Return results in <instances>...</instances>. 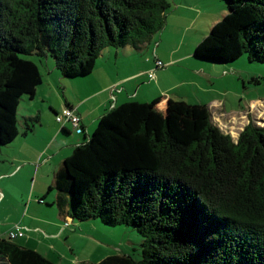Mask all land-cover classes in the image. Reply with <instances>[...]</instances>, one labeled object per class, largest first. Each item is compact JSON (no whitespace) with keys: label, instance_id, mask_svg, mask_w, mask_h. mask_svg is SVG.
Returning a JSON list of instances; mask_svg holds the SVG:
<instances>
[{"label":"trees","instance_id":"16d2710c","mask_svg":"<svg viewBox=\"0 0 264 264\" xmlns=\"http://www.w3.org/2000/svg\"><path fill=\"white\" fill-rule=\"evenodd\" d=\"M219 1L225 15L193 59L264 63V0ZM169 9L165 0H0V149L20 135L17 107L41 83L38 64L51 59L64 80L85 78L105 48L137 50L159 33ZM141 111L134 102L105 111L47 189L57 191L63 227L98 220L142 237L137 260L123 253L82 264H264V125L250 120L234 140L202 112L183 142ZM22 121L26 136L39 117ZM0 257L53 264L8 237Z\"/></svg>","mask_w":264,"mask_h":264},{"label":"crops","instance_id":"0c3cea01","mask_svg":"<svg viewBox=\"0 0 264 264\" xmlns=\"http://www.w3.org/2000/svg\"><path fill=\"white\" fill-rule=\"evenodd\" d=\"M165 1L170 10L166 15V24L159 33L149 38L137 50L129 46L118 49L105 48L96 60V66L92 73L85 78L64 82L62 76L54 68V63H48V59H45L43 66V62L38 64L39 72L42 75L41 83L36 88L33 99H26L20 105L23 104L24 108L22 109L26 112L21 116L22 118L37 116L39 122L34 126L31 135L23 136V130L18 128L20 135L16 136L8 146L0 149V182L2 183L0 184V207L7 198L11 202L15 188H9V186L15 185L21 192V186L18 184L26 178H30V191L33 193L28 196L29 203L25 204L22 222L15 227L9 225L2 229L0 226V239H6L16 227L22 228L24 235L15 241L23 247L39 252L48 261L55 264L48 257L49 252L42 249L41 244L60 239L72 224L75 226H72L73 229L69 228L70 233L83 232L80 229L81 225L79 226L80 222L73 223L71 221L68 226L61 227L60 224L64 221L59 212L58 219L61 223H57L56 218L49 219L47 216L46 218L43 216L30 217L32 222H29L26 220L28 218L26 215L33 202L39 204L43 202L45 205L49 203L45 189L51 187V183L53 185L54 173L57 168L71 154L73 147L81 144L87 136H91L101 115L114 106H120L127 102L141 105V118L144 121L153 128H159L163 123H168L175 137L183 142L192 140L202 126V120L199 118V114L202 112H206L220 131L229 134L234 140L248 121L258 120L256 115L264 114V98L249 100L244 106L240 104L238 110L229 109L219 98L211 99L208 102L197 98V96H203L200 91L202 86L198 81H192L194 79L191 77L185 80V84L192 90L193 97L189 98V101L184 99L189 96L186 94L185 89L187 88L179 86L181 83L175 82L176 75H171V80H168L169 69L167 70V68L169 65L171 68L180 60L188 63L189 54L191 51L193 54L199 43L197 38L199 28L197 29L193 25L200 24L199 20H202L201 24L203 25L204 22L205 26L210 19L217 23L216 15H214L217 7L213 0ZM220 8L218 14L225 15L224 8L221 6ZM173 35H179L182 38L180 40L182 46L185 45V54L173 59L177 49H169L171 59L165 65L162 60L167 61L168 59H164L167 55L165 56L159 48L165 44L166 50L168 43L173 44L175 39ZM185 40L187 41L185 42ZM178 45L181 46V44ZM158 61L162 62L163 67L156 68ZM201 64L197 63L198 66ZM151 71L154 72L153 80L148 77V73ZM35 101L41 104L40 109H25ZM184 104L204 106V108H198L196 111L188 108L185 111ZM19 107H17V112ZM64 108H71L80 117L83 133L76 134L69 124L57 125L55 115ZM252 115L255 116V119ZM37 179H44L45 182L39 181V187L37 191H34ZM42 186L45 187L43 191ZM21 196L23 197V195ZM9 201L6 202L7 208L10 205ZM4 214L6 213L4 212ZM9 216L10 214H7L3 222L6 219L9 220ZM95 224L97 225L91 227L98 228L103 232L104 228L101 227V224ZM44 229L51 232H44ZM106 253H108L106 256L115 254L109 251ZM103 255L104 252L100 251L95 261L83 259L77 264L101 261L106 257ZM0 264H7V262L0 257Z\"/></svg>","mask_w":264,"mask_h":264},{"label":"rangeland","instance_id":"374dc122","mask_svg":"<svg viewBox=\"0 0 264 264\" xmlns=\"http://www.w3.org/2000/svg\"><path fill=\"white\" fill-rule=\"evenodd\" d=\"M213 1L215 6L217 7L214 15H216V19L219 22L224 15L218 14V12L221 10L220 6L224 8V4L223 1L221 2L219 0H213ZM205 8L207 9V6ZM168 11L167 14L169 13ZM225 11L226 10L224 8V12ZM199 21L200 24L197 23L196 25L193 26L196 27L197 29L199 28L197 32V38H198V42L200 43V41L203 40V38L209 34L211 26H213L216 22L210 19L209 23L204 26V22L202 25L201 24L202 20ZM190 28L192 27L190 26ZM173 38H175L174 43L173 44L168 43L166 50L164 48L165 44H162V46L159 48V50L164 52L165 56L167 55V57H165L163 54H161L162 56L165 57L164 58L165 60L168 59L167 61L162 60L165 65L171 59V54L168 52L169 49L171 48L177 49V52L173 55V59H176L177 57H180L181 55L185 54V45L182 46V42L180 40L182 38L179 35H173ZM186 41L187 40H185V42ZM178 44H181V46H179ZM246 56L247 55H242L238 60L236 59L234 62L230 64L222 65V63H209L208 61H196L193 59L192 51H191V53L188 56V63L186 61L183 62L184 60H180L175 65H172L171 68L170 65L168 66L167 68V70L169 69L167 73L168 80H171V77L173 75L177 76L175 82L181 83L180 85L179 84L178 85L187 88L185 90H186V94H188L189 96L184 97L186 101H189V98L191 99V97H193L192 90L187 87V84H185V80L190 79L191 77L194 79V80L191 79L192 81H198L199 84L202 86L200 91L202 92L203 96L202 97L197 96V98L204 99L206 100V102L210 101L211 99L219 98L222 101H224L225 105L229 109L238 110L240 109L239 106L240 104L244 106L245 103L249 100L252 101V100H258L264 98V63H251L247 60ZM28 58L34 59V61L37 60L36 58H34V56ZM48 63H53V60L49 59ZM197 63H202V64L198 66ZM43 64L44 61L42 63V66ZM252 79H258L260 83L254 84L251 82ZM72 80L75 79H65L64 82H70ZM25 100L26 99H23L21 103ZM30 105L31 106L29 108H25V109L27 110L32 108V110H36L41 108V104L38 101H35ZM22 108H24L23 104L20 105V107L18 108L17 116L19 119L18 128H21L23 130L24 124L21 116L26 112L23 111ZM259 116L256 115V117H258V120H254V121H256V123L260 125H264V114H261ZM253 119H255V116H253ZM30 133L28 134L31 135ZM39 181L43 182L44 179L36 180V186L34 191H37L39 187L38 184ZM0 184L2 183L0 182ZM18 185L21 186L22 191L20 192L15 185L9 186V188H15V192L13 194L11 202L7 198L6 200L3 201L0 207V221H1L0 226H2V229L8 227L9 225H12L14 227L18 226V224L21 223L22 219L24 218L23 216L25 214L24 212L25 204L29 203L28 196L33 193V191L32 193L30 191V178H26ZM52 186L53 185L51 183V187ZM44 188L45 187L42 186V191ZM45 190L47 191V187ZM46 191L44 192L46 193ZM21 195H23V197ZM56 195H57V191L53 189L46 196L47 200L49 201V203H46L47 205H45L43 202L40 204L35 203L32 200L33 203L27 212L26 216L28 218H26V220L32 222L30 217L33 218L35 216H43L44 218H46L47 216L49 219L56 218L57 223L58 222L61 223V221H59L58 219V207L55 203ZM7 201H9L10 204L8 208L6 206ZM17 203L18 205L15 206V204ZM4 212L6 214H4ZM7 214H10L9 216L10 218L9 220L6 219L3 222V219ZM80 223L81 224H79V226L81 225L80 229H82L83 232L81 233L74 232V234L70 233L69 228L73 229L72 226H75V224H72V226L67 228L66 231L67 233L62 235L60 239H56L50 242L46 241L44 242L43 245L41 244L42 249L49 252L48 257L51 258L55 262V264H77L78 261H81L83 259L86 260L92 259L93 261H95L96 260L95 258L98 257L100 251L104 252L103 256H106L108 254L106 252L109 251L112 253L114 252L115 254H121V253L129 254L136 260L140 258L141 250L139 244L142 241V237L139 234H137L135 231L130 229V227L115 226L113 228H110L101 225V227L104 228L102 232L98 228L97 230L96 228L91 227L92 225L96 226L97 224L95 223L99 224L98 220L84 221ZM62 224H64V222L60 224L61 227H63ZM82 226L84 227L82 228ZM45 230L46 229H44V232L47 233L51 232L49 230L46 231ZM96 231H99L102 234ZM117 251H120L121 253Z\"/></svg>","mask_w":264,"mask_h":264},{"label":"built area","instance_id":"2783aa9c","mask_svg":"<svg viewBox=\"0 0 264 264\" xmlns=\"http://www.w3.org/2000/svg\"><path fill=\"white\" fill-rule=\"evenodd\" d=\"M156 66V68H160L163 67V64L162 62L158 61L156 62ZM148 77L149 79L153 80L154 72H149ZM55 121L57 122V124H61V126H63L64 124H69L76 134H80L83 131L80 125V117L77 116L71 108H64L62 111L57 113L55 115ZM23 235V229L16 227L13 231L8 234V238L15 240L17 238H21Z\"/></svg>","mask_w":264,"mask_h":264}]
</instances>
